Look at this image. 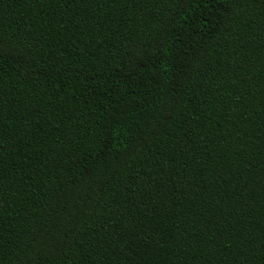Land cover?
<instances>
[{
	"label": "trees",
	"instance_id": "1",
	"mask_svg": "<svg viewBox=\"0 0 264 264\" xmlns=\"http://www.w3.org/2000/svg\"><path fill=\"white\" fill-rule=\"evenodd\" d=\"M0 264H264V0H0Z\"/></svg>",
	"mask_w": 264,
	"mask_h": 264
}]
</instances>
